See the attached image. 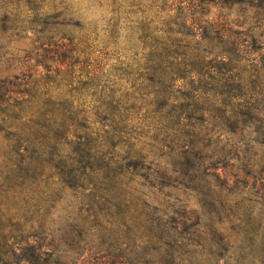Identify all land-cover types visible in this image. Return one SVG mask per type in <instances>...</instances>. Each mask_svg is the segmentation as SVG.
Listing matches in <instances>:
<instances>
[{"label":"rangeland","instance_id":"1","mask_svg":"<svg viewBox=\"0 0 264 264\" xmlns=\"http://www.w3.org/2000/svg\"><path fill=\"white\" fill-rule=\"evenodd\" d=\"M7 178L50 264H264V0H0Z\"/></svg>","mask_w":264,"mask_h":264},{"label":"trees","instance_id":"2","mask_svg":"<svg viewBox=\"0 0 264 264\" xmlns=\"http://www.w3.org/2000/svg\"><path fill=\"white\" fill-rule=\"evenodd\" d=\"M19 157L14 165L17 170L32 167L35 162L32 156L22 154ZM74 161L78 166L84 163L82 157ZM65 174L67 173L64 172L63 176ZM10 179L7 178V182L0 184V190H4L0 199V264H50L53 249L45 231L49 210L57 201L42 203L38 212H25L28 206L33 205L28 198L22 197V190L15 191V187L8 183ZM62 184L65 185L66 182L63 181ZM74 187L83 189L79 185ZM67 188L73 189L70 186Z\"/></svg>","mask_w":264,"mask_h":264}]
</instances>
